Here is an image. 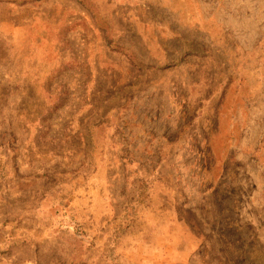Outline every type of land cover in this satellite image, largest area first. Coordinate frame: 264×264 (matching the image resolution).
<instances>
[{
  "label": "rangeland",
  "instance_id": "obj_1",
  "mask_svg": "<svg viewBox=\"0 0 264 264\" xmlns=\"http://www.w3.org/2000/svg\"><path fill=\"white\" fill-rule=\"evenodd\" d=\"M0 264H264V0H0Z\"/></svg>",
  "mask_w": 264,
  "mask_h": 264
}]
</instances>
